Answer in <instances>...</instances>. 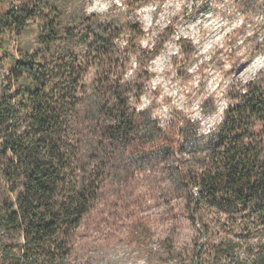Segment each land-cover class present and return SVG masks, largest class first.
Listing matches in <instances>:
<instances>
[{"label": "trees", "instance_id": "1", "mask_svg": "<svg viewBox=\"0 0 264 264\" xmlns=\"http://www.w3.org/2000/svg\"><path fill=\"white\" fill-rule=\"evenodd\" d=\"M258 1L236 3L248 11ZM126 28L133 38L122 47L120 30L98 15L64 26L46 0H0V264H69L117 147L132 165L173 163L206 241L202 264H264V72L230 89L214 130L194 121L164 129L129 106L141 97L127 81L130 54L147 53L142 70L158 51L142 47L139 23ZM92 69L99 80L87 95Z\"/></svg>", "mask_w": 264, "mask_h": 264}, {"label": "rangeland", "instance_id": "2", "mask_svg": "<svg viewBox=\"0 0 264 264\" xmlns=\"http://www.w3.org/2000/svg\"><path fill=\"white\" fill-rule=\"evenodd\" d=\"M46 2L68 26L73 16L86 14L85 8L95 0ZM100 2L108 5L106 11L86 16L98 15L119 29L122 47L133 38L126 25L139 23L145 32L142 47L158 51L142 70L139 55L145 54L146 62L147 53L130 54L127 81L137 82L141 94L130 97V108L141 117L149 115L164 129L182 131L185 122L194 121L202 132L214 130L229 105L230 89L245 86L264 72V67L255 68L264 56V19H260L264 1L248 11H240L236 0ZM7 71L0 63V79ZM98 80L99 72L90 70L85 80L87 95ZM79 110L82 117L89 112L86 97ZM115 150L109 151L114 159L104 169L98 203L76 234L69 264H99L103 258L90 255L99 251L97 245L131 249L135 259L145 264H202L207 260L201 250L206 241L191 216L190 190L175 187L170 177L173 163L132 165L118 147Z\"/></svg>", "mask_w": 264, "mask_h": 264}, {"label": "clouds", "instance_id": "3", "mask_svg": "<svg viewBox=\"0 0 264 264\" xmlns=\"http://www.w3.org/2000/svg\"><path fill=\"white\" fill-rule=\"evenodd\" d=\"M107 7L108 5L101 3L100 0H95L94 3L88 5L85 8V13L91 14L92 12H104L106 11ZM189 7H191V5H189ZM177 8L179 9V6H177ZM260 19H264V17H260ZM213 24H215V21H213ZM142 43H146V42L142 41ZM133 67H135L134 60H133ZM260 67H264V56L260 57L255 62V68L258 69ZM128 75L130 76L131 72H129ZM140 107H144V105H140ZM97 247L99 248V251L95 253H90V255L102 257L103 259L99 261V264H109L110 261L113 262L119 261V264H145L144 260L135 259V253H131V249L122 250L120 247H102L100 245H97Z\"/></svg>", "mask_w": 264, "mask_h": 264}, {"label": "built area", "instance_id": "4", "mask_svg": "<svg viewBox=\"0 0 264 264\" xmlns=\"http://www.w3.org/2000/svg\"><path fill=\"white\" fill-rule=\"evenodd\" d=\"M6 74H7V73H6ZM6 74H5V75H6ZM5 75H4V76H5ZM4 76H3V77H4Z\"/></svg>", "mask_w": 264, "mask_h": 264}]
</instances>
